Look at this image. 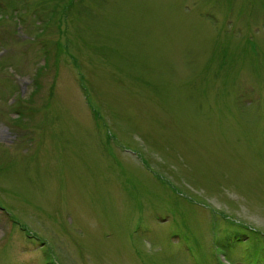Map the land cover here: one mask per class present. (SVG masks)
<instances>
[{"label": "rangeland", "instance_id": "374dc122", "mask_svg": "<svg viewBox=\"0 0 264 264\" xmlns=\"http://www.w3.org/2000/svg\"><path fill=\"white\" fill-rule=\"evenodd\" d=\"M0 264H264V0H0Z\"/></svg>", "mask_w": 264, "mask_h": 264}]
</instances>
